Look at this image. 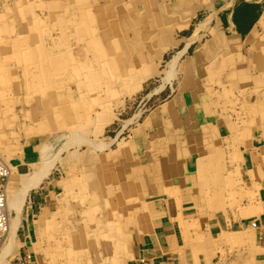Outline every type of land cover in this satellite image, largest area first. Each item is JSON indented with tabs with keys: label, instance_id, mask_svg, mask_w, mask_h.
I'll return each mask as SVG.
<instances>
[{
	"label": "rangeland",
	"instance_id": "1",
	"mask_svg": "<svg viewBox=\"0 0 264 264\" xmlns=\"http://www.w3.org/2000/svg\"><path fill=\"white\" fill-rule=\"evenodd\" d=\"M8 4L15 18L28 23L25 31H29L30 36L37 35L39 27H44L42 33L45 42L53 47L50 55L56 54V59L46 58L45 68L38 67L39 83L35 85L36 94H31L27 99L26 94L29 93L24 89L7 92L9 100H13V104L10 103V115L17 116L19 120L16 123H21L25 118L24 111L27 112L26 116L35 115L37 121L49 122L54 121V111L62 124L56 126L55 119L54 126H47L41 131L43 135L29 136L24 131H19L18 135L16 131L6 138L10 130L4 127L0 131L2 146L11 147L13 153L3 154L6 156L3 157L13 165L16 164L19 175L28 174L32 171L30 163L38 160L37 151L31 150L29 146H36L54 136L53 153L57 154L55 164L41 183L42 187L40 186V189L49 192L52 187L49 189L48 186L52 180L55 184L56 181L59 183L57 189H53L56 190L57 197L52 192V198L47 201V216L50 214L49 210L56 213V222L64 223L62 228L69 226L75 231L82 229L86 232L85 238L95 243L87 250L83 245L79 246L82 250L81 260L75 263L70 261L72 257H66V264H109V255L113 251L118 260L120 258L125 264H131V257L126 252L129 251L135 223L131 218L132 221L124 220L120 227V221L125 219L123 217L126 208L132 205L136 206L132 215L135 217L142 206H146L153 199L164 197L174 201L177 209L187 216L198 218L206 215L198 211L199 214L197 210L193 211L196 209L193 202L185 200L183 196H178L177 204L174 195L161 190L157 185L155 189H160L161 192L146 195L151 187L149 176H155L156 173L162 175L160 169H164L168 179L174 181L172 170L179 167L186 157L183 154L187 146L186 138L190 139V157L196 151L213 153L216 152L214 149L220 148L222 154L218 155L217 162L222 164L223 172L225 169H236V190L241 187L246 191L249 180L252 179V172L245 161L247 142L254 141V150L258 148L255 144L259 139L264 144V67L256 66L253 61V57L260 53L252 51V48L248 49L250 53L245 51L246 41L241 43L239 50L232 49L226 53L220 51L216 64L221 62L223 66L211 70L207 67L211 66V61H200L194 55L198 48L201 52L207 49L206 45H200L201 42L207 41L216 32L222 36L223 33L217 28L212 31L203 29L199 33L200 42L195 41L178 58L174 70L169 72V62L185 47L186 39L208 12H198L190 22V27L185 32H180V27L185 23L179 24L178 15L186 10L181 2L172 0H11ZM87 6L88 11L82 12ZM91 11L94 12V17L87 18L85 15L90 17ZM33 13L36 14L35 25L29 23L30 18L34 17ZM39 15L42 24L36 21ZM99 16L105 17V25L97 23ZM54 17L63 21L61 39L64 44L61 43V46L59 39L53 42ZM3 18H0L1 26L5 28L2 21L7 18ZM171 21H175L180 27L167 25ZM87 22L93 23L86 26L89 32L78 33V25H85ZM3 35V31H0V36ZM9 35L17 37L11 33ZM99 38L97 46L89 49L90 40L98 41ZM235 51L238 52L237 56L230 59L229 56L236 53ZM138 54L146 56V60L142 66L139 61L136 67L132 59ZM113 58L117 60L116 64L113 63ZM147 65L148 69L151 68L148 70L149 75L137 79L141 75L142 67ZM242 66H247L246 76L242 75L239 68ZM75 67L78 69L77 74ZM11 71L18 72L19 81L22 83L23 76L20 74L23 70L20 65L15 63ZM216 71L217 76H214ZM42 72L47 74V78ZM92 72L99 75L96 78L100 77V81L94 82V88L90 87V82L93 81H88ZM214 77L220 83L212 81ZM245 77L252 82L240 85L239 82ZM205 94L207 98L203 99ZM246 114L247 118L254 117L256 120L250 125L248 123V127L245 122ZM71 121L79 122L78 126H69L68 122ZM13 127L18 129L15 123ZM62 133L66 136L59 137ZM74 133L85 136L87 140H71L66 145L69 135ZM90 142L103 143L105 147L99 149ZM181 149L184 150L183 153ZM99 155L110 160L107 166L114 167V172H122L121 186L117 191L104 186L103 193L90 183L91 186L81 191L82 197L80 189L68 186L71 184L70 180L82 171L93 168L95 164L92 161H98ZM129 168H133L141 176L143 184L145 183L146 188L143 189L146 191H141V201L133 197L125 200L123 182ZM190 169L193 170L194 167ZM178 170V178H182L180 168ZM131 172L132 170L129 171V176ZM89 178L93 179L92 176ZM184 179L185 176L182 180ZM63 180L65 181L62 182ZM19 183L20 177L12 175L8 186L9 196L19 189ZM61 184L65 186L62 187ZM40 189L36 188L34 191ZM111 193L116 194V198ZM243 199L239 198V202L233 204L232 209L243 202ZM28 202L27 198L20 211L21 221L14 247L9 254L0 258V264H55L56 252L58 261L61 260L60 244L70 247L83 236L78 234L72 239L69 234L55 235L50 230V225L47 227L52 232L49 235L41 236L39 231L35 233L40 226L33 222V217L39 219V213H34L32 217ZM229 202V198H226L225 206L218 211L235 213ZM89 207L93 209L87 211ZM35 210H39L37 204ZM209 212L213 211L207 213ZM28 225L30 236L25 234ZM46 230L42 228L43 233ZM123 231L129 237L123 235ZM104 232L107 234L103 235ZM78 255L77 253L73 258H78ZM122 260L118 263L121 264Z\"/></svg>",
	"mask_w": 264,
	"mask_h": 264
},
{
	"label": "bare ground",
	"instance_id": "2",
	"mask_svg": "<svg viewBox=\"0 0 264 264\" xmlns=\"http://www.w3.org/2000/svg\"><path fill=\"white\" fill-rule=\"evenodd\" d=\"M10 1L11 0H0V18H2V20L4 19L3 17L7 18L5 21H2V22H4L5 28H3V26H1V20H0V31H3V33L5 34L3 36H0V131L4 127H6L5 129L10 130V132L5 136V138L7 136L9 137L10 135L15 134L16 131H17L16 133L18 135H20L19 131L27 132L26 134H28L29 136L30 135H43V133L41 131L44 130L47 126L51 127V126H54L55 124H56V126H61L62 121L57 119L58 114L53 111L52 115H53L54 121L52 120L49 122H45V121L42 122V121H37L35 115H33L34 117L26 116L27 112L24 111V113H26V115L24 114L25 118L22 119V121L20 120L21 123L20 122L16 123V121L19 119L14 114L10 115V112L12 113V109L10 108V106L13 104V100H11V101L9 100L7 92L10 90H11V92H13L12 90H14V89H16V90L17 89L18 90L24 89V90L28 91V93H29V94H26L27 99H29V96L31 94H33V93L36 94L35 93V91H36L35 85L39 83V81H38V67L39 68H42V67L45 68L46 67V64H45L46 58L56 59V54L50 55V53L52 52L51 49H53V47L50 44L45 42L44 34L42 33V31L45 30L44 27H39V29L37 30L38 31L37 35H35L33 37L30 36L29 31L28 32L25 31L28 23H26L22 20H18L17 18H15L13 16V12H11V9H10L9 4H8ZM88 9H89V6H87V9L84 8L82 10V12H84V11L87 12ZM182 14L178 15V17H180V20H178L179 24L183 23V20L185 19V16H182ZM217 14H218V10H212L210 13H208L207 16H205L202 20H200L196 24L195 28L193 29L192 35L186 39L185 47L182 50H180L179 52H177V54L169 62V66H170L169 72H172L174 70V68L177 64L178 58L185 51L187 52L189 46L193 45V43L195 41L200 42L199 39L201 38V35H199V33L201 30H203V29H206V30L211 29V31L216 30V28H217L216 20L218 19ZM93 15H94V12L91 11V15H89L90 17H88V15H85V16L87 18H92V17H94ZM33 16L34 17L30 18L29 23L35 25L34 21L36 19V14L33 13ZM58 18L54 17V20H52L53 26H54L53 42L55 41V39H57V40L59 39V45L61 46V43L64 44L63 39H61L62 30H63L61 24L63 21L61 19H58ZM97 19L99 21V22L97 21V23L99 25H105V22H104L105 17L99 16ZM36 21L39 24H42V22L40 20V15L38 16V19ZM263 21H264V18H261L259 20V23L261 26L263 25ZM185 22L186 21H184V23ZM87 25L88 26L93 25V23L87 22L85 25H78L77 32L81 33V34H82V32H89L86 29ZM219 30L221 31V29H219ZM6 31L17 36V37L10 36L9 33H7ZM223 36L219 32H216L215 34H213V36L210 39H208L205 42H201L200 45H204V46L206 45L207 49H205L201 52L199 50V48L198 49L196 48L197 50H196L194 56H197L198 60H200V61H202V59H204L206 61H211L210 62L211 68L209 67V65H207V67L211 70H212V68L215 70L220 69L223 66L221 62L216 64L217 54H219L220 51L226 53V52L231 51L232 49H235V50L238 49L239 50V48L242 47L241 43L235 41L234 39H231L230 37H225V36L223 37ZM247 38H248L247 42L249 44H251V47H250V48H252L251 50L257 51L258 53H260L259 55L253 57V61H254L255 65L263 68L264 67V64H263V62H264V60H263V58H264V43H262L261 34L258 33L257 31H253L252 33L249 34V36ZM166 40L168 41V39H166ZM97 42H100V38L98 39V41L97 40H94V41L90 40V46H88L89 49L94 48L95 45L97 46ZM98 44H100V43H98ZM245 51L247 53H250L248 51V49H245ZM235 52L236 53L229 56L230 59L231 58L233 59V56L238 53L237 51H235ZM66 57L68 58V56H66ZM41 59H42V63L40 64ZM145 60H146V56H144V55L142 56V54H138L132 59V62L137 67L139 61H141V66H142L145 63ZM15 63L19 64L23 70L22 73L20 74L21 76H23V82L22 83H20V81H19V74H17L18 72L15 73V72L11 71V67ZM113 63L114 64L117 63V60L115 58H113ZM149 63L150 62L148 61V64ZM230 64H232V63H230ZM148 67H149L148 65L146 67H142L141 75L137 79H139L140 77L145 78L149 75L150 72L148 70H150L151 68L148 69ZM150 67H151V65H150ZM239 68L242 72V75L246 76L247 66H242ZM42 73L45 74V77L47 78V74L45 72H42ZM75 73L76 74L78 73V69L76 67H75ZM97 76H99V75H97V73H93V72L90 73V75L88 76V77H90V79H88V81H93L92 83L90 82V87L94 88L93 87L95 85L94 82L96 80L100 81V77L96 78ZM214 76H217V71L215 72ZM212 81H214L215 83H220L218 81V78H216V77H214L212 79ZM249 82H252V81L250 79H248L247 77H245V79L242 82H239V84L245 85V84H248ZM254 89H256V88H254ZM203 96H204V97H202L203 99L207 98V94H205ZM247 98L249 99V96ZM254 100H256V99H254ZM21 101L23 102V100H21ZM210 101H212V100H210ZM10 103H12V104L10 105ZM214 105H215V103H214ZM40 107L43 108V106H40ZM36 115H38V114H36ZM247 117H248V114H246L247 120L245 121L247 123L246 125L248 127V123L250 125V124L254 123L256 120H254V117H252V118H247ZM55 119H57V122ZM203 119H205V117ZM14 123L17 125L18 129H16V128L14 129V127H13ZM53 123H55V124L53 125ZM18 124H21V125L19 126ZM73 124L78 126L79 122H77V121L76 122L75 121L68 122L69 126H73ZM245 130H247V129L245 128ZM61 136H66V135L62 133L61 135H59V137H61ZM15 138H19V137L15 136ZM53 140H54V136L53 137L51 136V138H49V140L47 139L41 144H38L36 146H34V145L29 146L31 148V150L35 149L34 151H37L38 160L30 163L31 167H32V171L30 173L19 175V173L16 171L17 170L16 164L13 165L10 161L8 162L4 158L6 156H4L3 154L10 155L11 153H13L12 152L13 150L9 146H6V145L2 146L3 143H2V138L0 136V161L7 168V175H6L4 183H3V191H2L3 192L4 205H5L6 230H5L4 235L0 239V248H1L0 249V258L1 259H2V256L9 254L14 247V244H15V241L17 238V230L20 227V221H21L20 211L24 205L25 200L27 198L29 199L28 203L30 206L31 194L42 190V188L40 189V186L42 187L41 183L48 177V175L50 174L51 168L55 164V159H56L57 154L53 153ZM71 140L72 141L73 140H75V141L85 140L86 141L87 139L83 135H79V134L74 133V134L69 135V140H67L66 145L69 144V142ZM189 140H190L189 138H186L187 146L185 148V151L183 149H181V152L184 151V153L183 152L182 153L186 154V157L183 159V162L179 166L180 176L181 177L185 176V179L180 181L178 184L174 183V181H171V179H168V176L165 175L164 169H160V171L163 173L162 175L159 176V174L156 173L155 176H152V175L149 176V182H150V185L152 188L157 185V186L161 187V189L165 188L164 190L168 191V193H170V194H175L176 192H178L179 188L181 189V186H183V188H185V190L188 191L189 193H192V190H193V196H192L191 201L193 202V207L196 208L195 210H200V213H203V212L206 213L209 209L214 210V211H218L219 209H223V207L226 204L225 203L226 198H229L230 202L228 204L231 205L232 208H233V206H232L233 204L236 205L235 203L239 202V201H237V200H239V198H241V200L244 198L243 202H240L239 205H237L234 209H232V211H234L236 213V215L239 217L240 216L250 217V216H253V215L259 213V211L263 212L261 210L262 208H260L262 206L259 205L260 200L258 199L259 197H258V191H257L258 187H260V186L258 183H257L258 184V186H257V184L254 182L255 180H253V179L250 180V181H252L251 186L248 185V187L246 188V191L241 187L236 190L235 185L238 182L237 181V172L235 171L236 169L235 170L225 169L226 171L223 172L222 164H220V162L219 163L217 162L218 155L222 154V150L220 148H216V149L213 148L216 151L213 153H211L210 151L202 152V153L199 151H196V152H193L191 154V157H190L189 155H190L191 148L188 147ZM253 142L252 141L247 142V144H248L246 146L247 155L245 157L246 158L245 161H246V163H251V164L258 162V161H260L262 163V154L264 153V144L262 143V145L260 146L261 148L258 147L257 149L255 148V150H254L252 147ZM90 143L92 144V146L94 145V147H97L99 149H103L105 147V145L103 143H93V142H90ZM211 146H214V145H211ZM170 155L174 156L173 153L172 154L170 153ZM97 158H99L98 161H96V162L92 161V164H95L93 168L91 167L92 169L88 168L84 172L82 171V173L77 174L76 176H73L71 178L72 180H70L71 184L68 185V186H72V187L76 186L78 189H80V194L82 195V197H83V193L81 191L87 189L89 186H91V184H93L95 186V188L99 189V191L100 192L102 191L103 193H105V191L103 189L104 186L110 190L113 189L115 191H117L118 187L121 186L122 181L120 180V178H122V177H120V173H122V172L118 173L117 170H115L116 172H114V167L107 166V165H109L108 163L110 161L108 158H105V157L102 158V155L101 156L99 155ZM160 167H161V165H160ZM191 167H194V169L191 170L190 169ZM237 167L238 166L236 165V168ZM149 168H151V167L149 166ZM131 170H132V172L129 176L128 174H129V171H131ZM15 174L20 177V183H19L20 187L16 192L12 193L9 196V194H8L9 181H10L11 176L15 175ZM90 176H92L93 179L90 180V178H89ZM88 178H89V180H88ZM163 178L165 179V181H163L164 180ZM64 181L65 180H63L62 182H64ZM139 181L141 183L140 185H139ZM119 183H120V185H119ZM173 183H174V185H172ZM58 184H57V181H56V184L54 183V180L51 181V185L48 186L49 189L52 187L49 190V196H48L49 199L52 198V194H51L52 192H53L54 197H57L55 195V193H57V192H55L56 190H53V189H57ZM123 184H125L124 185L125 200H128L131 197L137 198V201H139L140 198L142 200V196H140V195H141V191L144 190L143 188H146V187H144L145 183L143 184L141 176H138V173L135 172L133 170V168H129L127 170V175L125 176V182H123ZM64 186L65 185H62V187H64ZM151 187H149L148 194L151 193V189H152ZM36 188L40 189V190L34 191V189H36ZM30 191H31V193H30ZM144 191H146V189ZM110 192H112V191H110ZM157 192H160V189ZM94 194H96V193H94ZM148 194H146V195H148ZM112 195L114 196V198H116V194H112ZM142 195H144V194L142 193ZM134 200H136V199H134ZM244 201H246V202L244 203ZM48 207L49 206L47 203L46 206H44L45 211L42 212V215H44L43 217L45 218V222L42 225H40L38 230H36V231H39V234L41 236L42 235H49L50 233H52V232L48 231L47 227H49V225H50V230L54 231L55 235L56 234H65V235L69 234L70 237H72V239L74 237H76V235H78V234L83 235L82 237H80L81 238L80 241L74 242V244L70 247H64V246H62V244H60L59 256H60L61 260L58 261L57 256H56V254L58 255V252H56L55 257H56L57 262H55V264H66L65 260H68V259H65L66 257H72L70 259V261H75V263L77 261H80L81 260L80 253L82 250H80V248H78V247L83 245L84 248H86V250H87L89 247H92L93 244H95V243L93 242V240L87 239V237L85 238L86 232H83L82 229L75 231V230H72L73 227L69 228V226L68 227L65 226L62 228V226H64V223L63 222H61V223L56 222V213L53 214V212H51L49 210L50 214L47 216L48 212H46V211H47V209H49ZM89 209H93V208L89 207V208H87V211ZM135 209H136L135 205L134 206L132 205L131 207L126 208L125 215L123 217L125 219H121L120 227L123 226L124 220L132 221V219H133L134 223L137 222L136 215H135V217L132 216L134 214ZM12 212H14L13 215H12ZM51 213H52V215H51ZM49 217H50V219H49ZM120 218H122V217H120ZM250 226L252 228H256L257 227L256 221L252 220L250 222ZM42 228H46L47 230L43 233ZM252 232H254V231H252ZM122 233H123V235H127V233L124 231ZM106 234L107 233H105V232L103 233V235H106ZM127 236L129 237V235H127ZM237 239H238V242L240 240L244 241L243 240L244 238L242 239L241 235H238ZM76 246H77V248H76ZM84 252H83V254H84ZM77 253L79 254L78 258H73ZM126 253H127L128 257L133 256V255L129 254L128 252H126ZM256 253H258V252H256ZM121 260L122 259H120V258L118 260V258L116 257L115 251H113L109 255V264H119L118 262ZM2 261L3 260H1V262ZM121 264H125L124 261Z\"/></svg>",
	"mask_w": 264,
	"mask_h": 264
},
{
	"label": "crops",
	"instance_id": "3",
	"mask_svg": "<svg viewBox=\"0 0 264 264\" xmlns=\"http://www.w3.org/2000/svg\"><path fill=\"white\" fill-rule=\"evenodd\" d=\"M172 1L181 2L186 10L182 14L185 16L183 23L186 21L183 27L177 25L175 21L167 24L180 27V32H185L190 27V22L198 12L210 13L212 10H218L217 28L221 29L225 37H230L239 43L246 41L245 49L250 50L251 44L247 42V37L253 31H257L261 34L264 43V21L262 26L259 23V20L264 18V0ZM262 143V139H259L255 145L260 147ZM248 167L252 172V179L260 186L257 191L263 212L259 211L250 217H239L233 212L209 209L208 211L213 212L207 213V211L206 215L196 218L187 216L177 209L172 200L164 197L153 199L136 213L137 222L130 240L129 251L127 250L133 255L130 256L131 264H264V153L262 163L260 161L248 163ZM178 169L179 167L176 166L172 170L174 183L177 184L183 179V177L178 178ZM251 183L252 181L249 182V186ZM152 189L151 193L157 192L155 187ZM179 190L172 194L177 204L180 196L185 197V200L192 199L193 190L189 193L183 186ZM48 196L49 192L42 189L31 194L30 197V213L32 217L34 213H39V216L37 215L39 219L33 217V222L39 226L45 222L42 212L45 211L44 206L47 204ZM36 204L38 211L35 210ZM252 220L256 221V228L250 226ZM25 234L31 235L30 225ZM238 235H241L244 241L238 242Z\"/></svg>",
	"mask_w": 264,
	"mask_h": 264
},
{
	"label": "built area",
	"instance_id": "4",
	"mask_svg": "<svg viewBox=\"0 0 264 264\" xmlns=\"http://www.w3.org/2000/svg\"><path fill=\"white\" fill-rule=\"evenodd\" d=\"M7 175V168L0 161V239L4 235L6 230V215H5V205L3 199V183Z\"/></svg>",
	"mask_w": 264,
	"mask_h": 264
}]
</instances>
